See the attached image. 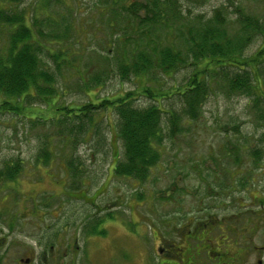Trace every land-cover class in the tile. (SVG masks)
Segmentation results:
<instances>
[{"label": "rangeland", "instance_id": "374dc122", "mask_svg": "<svg viewBox=\"0 0 264 264\" xmlns=\"http://www.w3.org/2000/svg\"><path fill=\"white\" fill-rule=\"evenodd\" d=\"M148 1L153 0H15L5 7L7 11L13 8L16 13L23 12L27 26L34 23L30 43L40 50L41 67L54 80L47 101L42 96L24 102L13 98L8 100L9 106L16 110L0 108V169L11 161L21 162L15 181H0V230L77 232L87 215L88 222L94 218L95 207L90 201L85 205L62 195L65 181L80 179L87 198L98 192L95 205L108 206L101 216L113 215L112 222L107 221L105 226L106 232H113L119 241L114 263L141 264L149 256L150 264H156L158 254L150 250L146 256L144 251L148 244L156 246L161 236L165 241L182 244L187 232H170L178 227L181 216L191 215L198 208L203 218L215 204L218 214L229 215L233 225H238L237 203L243 196L240 182L248 180L254 187L264 186L263 98L227 93L213 82L194 119L184 115L185 101L175 94L185 85L191 68H179L167 75L156 70L146 77L122 78L119 73L121 61L127 60L133 50L160 44L159 48L173 43L177 46L182 32L205 27L210 20L228 37L241 38L239 16L250 15L262 24L264 0H177L175 11L163 14L164 23L147 21L140 27L144 38H138L137 33L127 41L137 22L127 8L130 3ZM160 2L159 9L164 0ZM2 4L0 0V7ZM139 14L143 17L144 13L141 10ZM38 29L50 35L53 32L61 40H45ZM8 33L7 27L0 25V44L7 40ZM250 36L243 56L252 55L264 42V34ZM53 55L61 57L54 61ZM260 65L264 68V62ZM234 71L228 70L229 74ZM145 87L161 98L146 95ZM127 92L134 94V107L156 105L163 112L160 157L144 180L113 173L115 162L123 159L115 111L99 110L93 122L74 120L65 121L63 127L56 125V119L62 117L58 109L112 100ZM171 113L179 114L182 121L174 135ZM80 123L82 129H78ZM45 148L51 152L47 162L39 158ZM256 154L261 167L253 165ZM222 181L228 185L220 189ZM55 199L60 202H51ZM221 202H226V209ZM55 206L61 209L52 215ZM156 228L162 232L155 233ZM188 236L192 240L189 251L196 253L199 241L194 240L193 232Z\"/></svg>", "mask_w": 264, "mask_h": 264}, {"label": "trees", "instance_id": "16d2710c", "mask_svg": "<svg viewBox=\"0 0 264 264\" xmlns=\"http://www.w3.org/2000/svg\"><path fill=\"white\" fill-rule=\"evenodd\" d=\"M1 1L4 4L0 7V25L7 27L9 33L7 40L0 44V97L3 100L0 108L8 109L11 106L8 100L13 98L24 102L28 98L42 96L43 101H47L53 93L54 77L41 67L38 58L40 50L34 42V44L30 43L34 38L32 31L34 23L33 26H27L23 12L16 13L13 8L7 11V6H11L12 1L15 0ZM158 3L160 5V0L148 1L144 4L130 3L126 11L137 22L127 41L137 33L138 38L143 39L144 35H140L142 31L140 27L147 21L155 20V24L159 21V25L164 23L166 16L164 17L163 14L166 11H175L177 0H164L160 9ZM141 10L144 13L143 17L139 14ZM215 20H220L219 12ZM212 21L210 20L205 27L188 28L186 33L182 32L179 36L181 42L177 46L173 43L159 48L160 44L156 46L158 48L148 46L133 50L130 55L128 54L127 60L121 61L119 66L121 77L127 78L130 75L146 77L148 73L156 70L167 75L179 68H191L185 85L181 89L177 88L175 94L182 96L185 101L184 115L194 119L199 116V108L213 82H216L224 92L249 93L254 95L256 100L258 98L264 100V68L260 65L264 62V42L252 55L243 56L250 35L264 34V21L259 24L258 20L250 15L239 16L241 38L237 39L233 36L228 37L226 31ZM248 30H251L250 34ZM37 31L45 40H61L53 32H50L52 34L50 35L44 33L45 30L42 29ZM53 57L54 61H57L61 55H53ZM229 69L235 71L229 74ZM95 80L98 82V79ZM151 90L152 88L145 87L143 92L150 97L158 96ZM132 94L127 92L124 96L112 100L106 98L98 103L58 109L62 112V117L56 119V125L63 127L65 121L74 120L93 122V115L97 111L108 109L115 111L118 116L117 137L122 141L123 159L115 162L113 173L117 176L144 180L148 175V169L160 157L158 142L162 138L160 122L163 112L156 105L145 108L134 107ZM10 108L16 110V107ZM17 108L19 109V106ZM179 116V114H170L173 135L181 128L182 121ZM97 123L96 121L95 126ZM82 128L80 123L78 129ZM50 156L51 152L45 148L41 150L39 158L47 162ZM258 156L255 155L257 158ZM68 164L72 163L68 162ZM20 171L21 162L11 161L0 169V181H15Z\"/></svg>", "mask_w": 264, "mask_h": 264}, {"label": "flooded vegetation", "instance_id": "af4514ba", "mask_svg": "<svg viewBox=\"0 0 264 264\" xmlns=\"http://www.w3.org/2000/svg\"><path fill=\"white\" fill-rule=\"evenodd\" d=\"M253 161V165L260 166L257 157ZM79 181H65V194L62 198L66 197L68 201L80 200L85 205L90 201L95 207V212L91 216L94 218L88 222L87 215L82 228L80 227L77 232H17L10 228L7 232L0 230V264L114 263L113 253L119 241L113 232H106L105 226L108 224L107 221L112 222L113 215L107 213L101 216L108 206L105 208L96 206L98 192L87 198V190L82 188ZM227 185L226 181L219 182L220 189L226 188ZM66 187L71 195H66L68 193ZM240 187H243V196L240 203H237L238 225H233L229 215L218 214L215 204L210 205L211 210L203 218L199 217L197 208L191 215L179 216L178 227L170 231L187 232L183 236L182 244L165 241L161 236L156 246L148 244L147 252L144 251V254L147 256L150 250L155 256L158 254L156 264L162 261L161 264H264V186L254 187L253 181L242 180ZM55 201L58 204L60 199L51 202ZM220 204L226 209V202ZM60 209L61 206H55L51 214L59 212ZM154 232L162 231L156 228ZM188 232H193L194 240L199 241L196 253L189 251L192 240ZM139 257H142L141 253ZM141 261V264H150L149 256Z\"/></svg>", "mask_w": 264, "mask_h": 264}]
</instances>
